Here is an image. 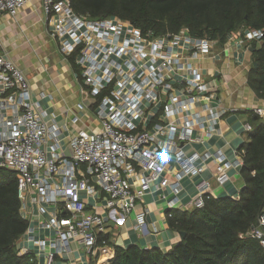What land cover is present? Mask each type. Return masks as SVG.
I'll use <instances>...</instances> for the list:
<instances>
[{
  "label": "built area",
  "instance_id": "1",
  "mask_svg": "<svg viewBox=\"0 0 264 264\" xmlns=\"http://www.w3.org/2000/svg\"><path fill=\"white\" fill-rule=\"evenodd\" d=\"M32 1L0 0V18L8 14L16 19ZM39 2L47 35L65 61L75 56L80 94L92 101L78 108H90L99 127L76 130L67 141L69 152H59L61 134L70 127L60 126L55 117L48 119L24 69L0 52V167L18 174L21 213L28 198L54 207L52 218L44 223L57 233L49 240L56 249L48 254L50 260L66 252L70 241L90 253L108 255L107 244H98L99 236L108 233V222L125 224L153 185L178 191L182 178L204 171V157L197 151L187 153L185 146L199 140L194 139L198 129L207 135L216 131L221 115L209 105L211 90L193 62L210 51L213 41L193 37L186 28L156 36L118 17L93 19L77 14L70 0ZM263 36L260 29L247 30L238 40L251 44ZM3 43L0 34V49ZM254 112L264 118V109ZM70 120L78 123L80 116ZM245 130L251 131V125ZM238 156L237 165L242 166L245 151ZM215 159V179L223 186L232 163L221 151ZM206 191L200 188L194 207L204 206ZM90 199L101 200L106 215L98 206L90 212ZM135 217L136 229L145 232L146 212ZM247 235L264 247V211Z\"/></svg>",
  "mask_w": 264,
  "mask_h": 264
},
{
  "label": "crops",
  "instance_id": "2",
  "mask_svg": "<svg viewBox=\"0 0 264 264\" xmlns=\"http://www.w3.org/2000/svg\"><path fill=\"white\" fill-rule=\"evenodd\" d=\"M36 16H41L42 19L33 22L34 31L31 32L33 34H28L29 41L24 42L22 37L18 39L17 35L20 33L16 24L19 21L24 24L30 23L29 21ZM42 21L46 24L39 0L29 2L16 19L8 14L3 15L0 18V34L4 43L0 52L12 58L24 69L34 99L38 100L47 111L48 119L55 117L60 126L70 127L69 131L61 134L59 150L67 154L69 152L67 141L72 133L81 128L91 131L98 128L99 123L90 108L79 110V103L84 102L89 105L92 101L80 94L79 82L70 66L62 60L57 61L56 66H49L47 53L44 51L36 53L33 50L35 46L33 48L30 45L32 39L38 36L36 34L43 24ZM236 33L222 46L213 41L209 52L193 60L211 90L209 105L221 112L215 124L216 131L207 135L206 130L198 129L194 132V139L199 140L185 146L187 153L192 154L197 151L204 157L202 161L204 171L197 176L182 178L178 191H174L171 186L162 188L157 184L153 185L137 202L135 210L129 215L125 224L114 225L108 222L106 234L109 235V239L98 242L99 245L104 242L107 244L108 255L100 252L90 253L85 247L70 241V247L66 252L50 260L48 254L55 253L56 249L49 246V240L55 238L57 233L53 229L46 228L44 223L52 218L54 207L34 203L28 198L26 210L22 215L28 219L29 228L17 242L21 254H24L22 250L26 249L27 254L38 264H86L92 257L96 258V264H109L115 254V246L127 248L135 244L140 248H159L167 252L182 239L180 232L169 225L167 213L170 210L185 211L194 208L193 201L200 194V188H207L206 193L214 197L239 198L244 180L241 176V166L237 165L238 155L244 151L243 145L251 139L250 131H246L245 126L250 124V111H254L255 108L264 109V99L258 97L247 82V74L254 65L252 46L238 40L241 31ZM73 115L80 116L78 123L71 122ZM218 151L223 152L226 161L232 163L227 171L230 179L223 186L218 185L215 179L217 166L215 158ZM172 165L175 170L178 169L175 159H172ZM170 178L174 179V173L170 174ZM90 204L92 205L89 207L90 212L95 211V206H98L97 211L106 215L101 200L95 202L90 199ZM142 211L146 212L145 232L135 227L137 222L135 214ZM36 241H45V245Z\"/></svg>",
  "mask_w": 264,
  "mask_h": 264
},
{
  "label": "trees",
  "instance_id": "3",
  "mask_svg": "<svg viewBox=\"0 0 264 264\" xmlns=\"http://www.w3.org/2000/svg\"><path fill=\"white\" fill-rule=\"evenodd\" d=\"M74 11L93 19L118 17L143 32L160 36L183 28L197 38L224 45L234 32L260 29L264 32V0H70ZM254 62L248 85L264 99V36L251 43ZM79 74L75 56L68 57ZM250 141L243 145L241 166L244 186L239 198L206 194L204 206L170 210L171 228L185 236L169 251L144 249L132 244L115 246L109 264H264V247L247 233L264 211V118L249 112ZM16 171L0 167V264H38L20 254L18 240L29 228L21 213ZM100 235L98 242L108 240ZM86 264H96L92 257Z\"/></svg>",
  "mask_w": 264,
  "mask_h": 264
},
{
  "label": "rangeland",
  "instance_id": "4",
  "mask_svg": "<svg viewBox=\"0 0 264 264\" xmlns=\"http://www.w3.org/2000/svg\"><path fill=\"white\" fill-rule=\"evenodd\" d=\"M41 17V16H40ZM38 16H36L35 18L33 17L32 20H30V23H23L20 21L16 24L17 25V29L19 31L20 34L17 35V38L19 39V37H22L21 39H24V42H28V34H33L31 33L32 31H34V27L33 22L35 21H41L42 18H40ZM24 25H23V24ZM42 26L40 27V30L37 32L36 38H33V42L31 41V46H35V48L33 49L36 53L44 51L47 53V58L49 59V66L54 65L56 66V62L62 60L64 63L68 64V61H65L63 58V55L59 49V46L57 45L56 42H54L48 35H47V26L46 24L42 21ZM45 25V26H44ZM39 38V39H38ZM44 57V56H43ZM39 65H41V63H39ZM69 65V64H68ZM48 69V68H47ZM71 69V67H70ZM72 71V69H71ZM79 82V81H78Z\"/></svg>",
  "mask_w": 264,
  "mask_h": 264
},
{
  "label": "water",
  "instance_id": "5",
  "mask_svg": "<svg viewBox=\"0 0 264 264\" xmlns=\"http://www.w3.org/2000/svg\"><path fill=\"white\" fill-rule=\"evenodd\" d=\"M254 66H257L256 62H254ZM180 236H181V238H183L185 236V233L184 232H180Z\"/></svg>",
  "mask_w": 264,
  "mask_h": 264
}]
</instances>
